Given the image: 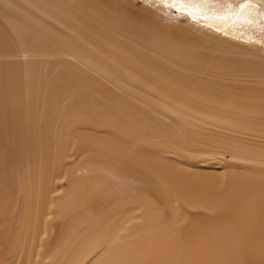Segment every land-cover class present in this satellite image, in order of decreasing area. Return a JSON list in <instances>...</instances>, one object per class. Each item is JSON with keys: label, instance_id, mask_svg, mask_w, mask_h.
I'll return each mask as SVG.
<instances>
[{"label": "bare ground", "instance_id": "obj_1", "mask_svg": "<svg viewBox=\"0 0 264 264\" xmlns=\"http://www.w3.org/2000/svg\"><path fill=\"white\" fill-rule=\"evenodd\" d=\"M0 158V264H264V0H0Z\"/></svg>", "mask_w": 264, "mask_h": 264}, {"label": "rangeland", "instance_id": "obj_2", "mask_svg": "<svg viewBox=\"0 0 264 264\" xmlns=\"http://www.w3.org/2000/svg\"><path fill=\"white\" fill-rule=\"evenodd\" d=\"M137 2L139 4L143 3L144 0H137ZM173 17H175V14H173ZM181 23H184V20L181 19L180 20ZM5 157H7V155L4 153L3 154ZM227 162H229L228 157H226ZM0 174L4 175V185L3 188L1 190V199H2V204L3 207L6 208L8 210V213L11 209V207L13 206L12 201L15 197L17 196H10V185L11 182L15 179L14 173L12 172L10 165L8 163L7 160L0 158ZM63 185H67L66 181L63 183ZM17 214H18V207L15 208L14 213L12 215L9 214V219L14 223L15 228H13V231L15 233L16 231V226H17ZM209 219H213L215 218V214L212 215H208ZM185 224V223H184ZM26 252L24 251L23 255H21L20 253H18L17 255V264H26ZM14 260L10 259L9 261L6 262V264H13Z\"/></svg>", "mask_w": 264, "mask_h": 264}]
</instances>
